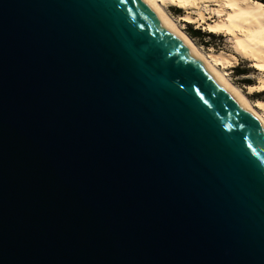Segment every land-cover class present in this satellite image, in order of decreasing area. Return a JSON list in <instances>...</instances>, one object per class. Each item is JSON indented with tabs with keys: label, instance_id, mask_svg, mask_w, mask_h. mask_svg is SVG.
<instances>
[{
	"label": "water",
	"instance_id": "water-1",
	"mask_svg": "<svg viewBox=\"0 0 264 264\" xmlns=\"http://www.w3.org/2000/svg\"><path fill=\"white\" fill-rule=\"evenodd\" d=\"M0 264H264V129L146 0H0Z\"/></svg>",
	"mask_w": 264,
	"mask_h": 264
},
{
	"label": "bare ground",
	"instance_id": "bare-ground-1",
	"mask_svg": "<svg viewBox=\"0 0 264 264\" xmlns=\"http://www.w3.org/2000/svg\"><path fill=\"white\" fill-rule=\"evenodd\" d=\"M150 6L163 17L185 45L208 67L218 80L239 100L244 108L251 113L255 120L264 129V117L258 114L255 106L240 94L229 80L217 69L219 65L226 66L231 63L229 56L217 57L214 54L205 55L195 44L188 40L185 33L166 14L160 0H146ZM163 1V0H161ZM169 1V0H168ZM174 1V0H173ZM179 6H199L200 1L211 3L218 2L221 6L220 12L226 11L225 17H221L214 24H209V30L234 35L237 38L239 52L244 57L252 58L255 66L264 70V4L255 0H175ZM166 2V0H165ZM207 3V4H208ZM189 8V7H188ZM222 9V10H221ZM200 18H205L204 12L199 13ZM240 53V54H241ZM219 55V54H218ZM245 57V58H246ZM218 65V66H217ZM217 66V68H216ZM264 110V101L257 103Z\"/></svg>",
	"mask_w": 264,
	"mask_h": 264
},
{
	"label": "rangeland",
	"instance_id": "rangeland-1",
	"mask_svg": "<svg viewBox=\"0 0 264 264\" xmlns=\"http://www.w3.org/2000/svg\"><path fill=\"white\" fill-rule=\"evenodd\" d=\"M160 3L166 14H168L173 22L185 33L188 40L195 44L197 49L202 53H206L205 55L214 54L217 57L229 56L231 58V63H228L226 66L217 65L218 68L217 66L216 68L221 73L223 72L222 74L229 80L230 84L233 85L251 105L255 106L259 115L264 117V110L260 109L257 105L259 101H264V70L258 69L252 58L246 56L245 58L244 55L239 52L236 47V36H230L217 31L213 32L208 29L209 24H214L221 17H225L227 13L226 11H219L221 6L218 2L213 1L208 3L200 1L199 6L194 7L189 5V8L179 6L175 0H166V2L165 0H160ZM200 12H204L205 18L203 20L199 16ZM188 24L201 29L203 32L213 33L214 37L205 36L203 39H194L187 33ZM242 69H246L247 74L237 75V72ZM246 79L250 81L249 84L243 83Z\"/></svg>",
	"mask_w": 264,
	"mask_h": 264
},
{
	"label": "trees",
	"instance_id": "trees-1",
	"mask_svg": "<svg viewBox=\"0 0 264 264\" xmlns=\"http://www.w3.org/2000/svg\"><path fill=\"white\" fill-rule=\"evenodd\" d=\"M256 1H260V2L264 3V0H256ZM187 33H188V35L190 37H192L194 39H203L205 36H212V37H214V34L213 33L203 32L201 29L195 28L191 24H188ZM206 43H208V42H206ZM246 74H247V70L246 69H242L241 71H238L237 72V75H246ZM243 83L249 84L250 81L248 79H246V80L243 81Z\"/></svg>",
	"mask_w": 264,
	"mask_h": 264
}]
</instances>
